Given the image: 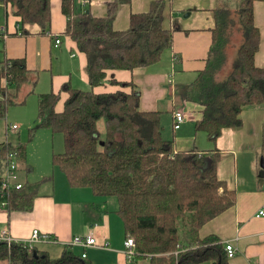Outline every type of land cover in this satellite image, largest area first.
Masks as SVG:
<instances>
[{
	"label": "trees",
	"instance_id": "obj_1",
	"mask_svg": "<svg viewBox=\"0 0 264 264\" xmlns=\"http://www.w3.org/2000/svg\"><path fill=\"white\" fill-rule=\"evenodd\" d=\"M88 1V0H87ZM240 0L239 8L219 5L213 11L215 26L206 64L185 87L186 101L199 107L196 131H205L215 142L225 128L243 124L248 105H264V65L255 63L261 32L254 20V2ZM19 17L15 34H32L29 26L46 34L52 19L51 0H3ZM108 3L105 16L94 15L77 0H61L67 18L65 35L87 59L90 89L66 83L59 91L38 94V120L53 133L60 132L64 151L53 152L52 164L72 187H88L94 195L117 199V210L125 236L136 241L132 264L148 258L150 264H229L219 237H200L202 225L235 204L237 191L218 177L221 151L177 148L174 139L163 136L161 110H142L141 92L133 81L111 78L115 91L94 90L104 83L108 70L133 71L158 62L173 44V28L165 25L166 1L154 0L147 11L130 14L125 29L113 26L119 3ZM242 42L232 69L223 75L230 44V29L236 22ZM29 69L20 59L0 61V119L17 101ZM36 80V79H35ZM32 92L34 89L31 90ZM66 97L57 108L61 94ZM103 121V127L98 122ZM174 126V123H173ZM26 144L0 143L1 161L9 152L25 158ZM38 185V183L36 182ZM35 189H11L6 209L30 211ZM36 252V253H35ZM0 259L10 264H93L82 253L66 246L58 258L34 247L0 241Z\"/></svg>",
	"mask_w": 264,
	"mask_h": 264
},
{
	"label": "crops",
	"instance_id": "obj_2",
	"mask_svg": "<svg viewBox=\"0 0 264 264\" xmlns=\"http://www.w3.org/2000/svg\"><path fill=\"white\" fill-rule=\"evenodd\" d=\"M113 1L88 0L84 4L77 0V8L85 5L94 15L105 16L108 3ZM153 1L129 0L119 3L113 21L114 28H127L130 14L147 11ZM165 1L164 23L168 28H173L172 47L165 49L160 60L152 65L133 71L108 70L104 83L94 90L101 92L118 89V85L110 82L111 78L133 81L141 92L142 110H162L164 113L162 108L165 106V110L173 116V123L177 110H183L194 121L199 117V107L186 101L185 87L196 79L206 64L212 43V28L215 26L214 9L224 4L230 6L232 0ZM51 14L48 33L37 34L39 28L31 25L29 29L32 34H15L19 27V17L0 0V28L4 27L9 35L4 40L0 38L5 57L20 59L25 63L29 75H32L33 92L39 82L40 73L43 72L54 76L50 90L59 91L66 83L76 88L79 85L80 89H90L86 56L64 33L67 18L62 12L61 0H51ZM254 20L261 32L255 63L263 66L264 1L254 2ZM57 36L61 40L58 45L55 44ZM55 70L62 73L54 75ZM31 90L21 99L33 93ZM65 97L66 94L62 93L58 109L63 107ZM241 115L242 126L237 129L225 128L215 142L209 141L205 131H197L195 137L188 140L175 138L174 143L177 148L185 150L217 147L221 151L218 177L226 182L229 189L237 191L235 204L205 222L200 228V237L215 235L224 246L228 242L232 243L237 253L229 258V264H264V216H257L259 209L264 206V105H248ZM183 124L184 122L181 125ZM196 139H199L200 144ZM260 159L262 167L259 165ZM27 169L31 170L29 164ZM2 170L1 163L0 172ZM20 180L37 191L34 207L30 211L9 212L1 206L0 201V232L7 228L10 235L19 240L30 238L34 229L48 233L54 240L38 242L35 247L47 252L52 258H58L63 249L70 246L75 236L86 235L91 230L98 244L106 246L88 247L85 250L72 245L75 252H85V258L93 264H128L129 260L123 250L126 236L122 220L116 212L117 204L111 213L107 197L94 195L88 187L70 186L66 176L64 180L59 178V184L56 178L51 187L44 191L40 190V184L29 182L27 176L23 178L20 175ZM98 251L104 254L98 255ZM0 264L10 262L0 259Z\"/></svg>",
	"mask_w": 264,
	"mask_h": 264
},
{
	"label": "rangeland",
	"instance_id": "obj_3",
	"mask_svg": "<svg viewBox=\"0 0 264 264\" xmlns=\"http://www.w3.org/2000/svg\"><path fill=\"white\" fill-rule=\"evenodd\" d=\"M82 2V0H81ZM240 0H232L230 7L234 10L239 8ZM234 13L236 19L235 24L230 29V44L227 49V63L224 67V72L222 76H225L235 64L236 61V51L242 42L241 30L239 24L237 23V17ZM2 44L0 41V60L5 58V54L2 51ZM61 71L62 68H60ZM60 70H55L53 73H62ZM53 77L48 72L40 73L39 82L35 88V92L27 95L23 103L10 105L8 112L4 118L0 119V143L8 142L16 146L19 144H26V156L25 158L18 159L19 166V176L26 178L29 182H37L40 184V190L44 191L51 187V183L57 178L58 184L60 183L59 178H65L64 173L57 168L53 167L52 155L53 152L62 153L64 151V139L60 132L53 133L50 129L40 125L38 120V94L45 92L53 87ZM32 75H29L28 80H26L20 87V92L18 94L17 101H20L21 97H24L28 91L32 89ZM77 88H81L79 85ZM48 92V91H47ZM163 106V111L161 114V125L163 136L169 138L170 140L175 138H181L183 140H188L195 137L197 133L195 129L194 121L189 118V114L184 124L178 128L173 126V116L165 110ZM162 111V110H161ZM11 124H16L18 126L17 130H10L8 126ZM98 127L101 129L103 127V121L98 122ZM196 142L200 144L199 139ZM175 144V143H174ZM60 151V152H59ZM31 167V170L27 169V165ZM259 165L262 167L261 159ZM56 170V172H55ZM59 172V173H58ZM57 173L59 176H57ZM57 176V177H56ZM67 179V178H66ZM91 190L90 188H87ZM108 207L112 213L114 205L117 204L116 197H107ZM125 243V240H124ZM125 250V248L123 249ZM98 255L104 254L102 251L97 252ZM148 258L141 259L139 264H149ZM128 264H132V261H128Z\"/></svg>",
	"mask_w": 264,
	"mask_h": 264
},
{
	"label": "built area",
	"instance_id": "obj_4",
	"mask_svg": "<svg viewBox=\"0 0 264 264\" xmlns=\"http://www.w3.org/2000/svg\"><path fill=\"white\" fill-rule=\"evenodd\" d=\"M84 4H86L87 0H82ZM8 33L5 28H0V38L2 40L8 37ZM60 38L57 36L55 39V44L58 45L60 43ZM188 115L183 110H177L174 113V127L178 128L181 126L183 122L187 119ZM18 126L16 124H11L8 126L10 130H17ZM3 170L0 172V198H1V206L6 208L7 205V193L11 189H21L25 186L24 182L20 180L19 176V166L17 155L15 152H9L5 158L1 161ZM257 216H264V206L259 209ZM97 226V224H94ZM54 240L53 237L44 232H40L38 229H34L30 238L26 240L14 239L7 228L2 229L0 232V241H6L8 244L15 242L19 244H23L27 246L29 250H32L35 247V244L42 241H50ZM80 246L86 250L88 247H104L105 244H98L96 237L93 232L90 230L86 235H77L75 236L70 246ZM125 257L132 261L135 257L136 251V241L132 236H127L125 239ZM225 250L227 252L228 258H232L237 253L235 246L228 242L225 244ZM82 257H86V253H82ZM255 264V263H250Z\"/></svg>",
	"mask_w": 264,
	"mask_h": 264
},
{
	"label": "water",
	"instance_id": "obj_5",
	"mask_svg": "<svg viewBox=\"0 0 264 264\" xmlns=\"http://www.w3.org/2000/svg\"><path fill=\"white\" fill-rule=\"evenodd\" d=\"M186 15H188V14H186ZM36 253V252H35Z\"/></svg>",
	"mask_w": 264,
	"mask_h": 264
}]
</instances>
